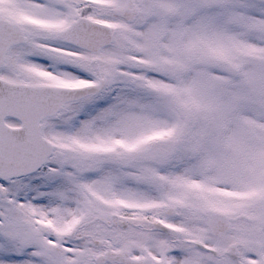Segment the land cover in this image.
Masks as SVG:
<instances>
[{"label":"snow or ice","instance_id":"6c2138e0","mask_svg":"<svg viewBox=\"0 0 264 264\" xmlns=\"http://www.w3.org/2000/svg\"><path fill=\"white\" fill-rule=\"evenodd\" d=\"M0 264H264V0H0Z\"/></svg>","mask_w":264,"mask_h":264}]
</instances>
